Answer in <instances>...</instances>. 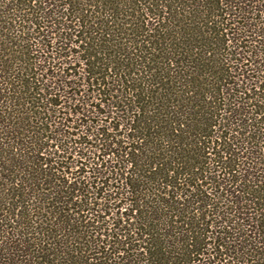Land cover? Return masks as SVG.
<instances>
[{
  "label": "trees",
  "instance_id": "1",
  "mask_svg": "<svg viewBox=\"0 0 264 264\" xmlns=\"http://www.w3.org/2000/svg\"><path fill=\"white\" fill-rule=\"evenodd\" d=\"M0 264H264V0H0Z\"/></svg>",
  "mask_w": 264,
  "mask_h": 264
}]
</instances>
